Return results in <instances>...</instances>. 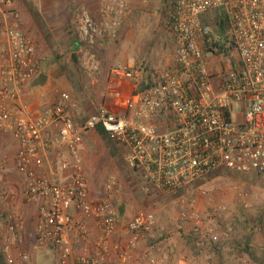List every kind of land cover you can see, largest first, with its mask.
I'll return each instance as SVG.
<instances>
[{
	"label": "built area",
	"instance_id": "2783aa9c",
	"mask_svg": "<svg viewBox=\"0 0 264 264\" xmlns=\"http://www.w3.org/2000/svg\"><path fill=\"white\" fill-rule=\"evenodd\" d=\"M212 12L225 18L228 36L215 46L210 28L203 23ZM131 13L129 0H99L97 19L81 18L78 37L91 46L101 43L115 36ZM168 26L174 59L159 73L152 72L155 84L137 92L146 67L113 66L109 75L133 87L129 99L122 100L125 114L99 105L76 124L72 113L77 104L66 93L39 115L20 105L24 88L36 76V46L22 29L13 1L0 0V130L9 131L17 143L14 165L24 178L19 195L0 183V203L11 205L19 199L37 207L32 251L51 246L56 264H126L144 240L154 239L156 232L167 233L155 214L145 209L121 227L113 206L119 181L113 175L104 180V197L90 198L79 151L89 131L101 129L124 148L123 160L144 196L175 198L177 230L198 249L215 246L218 236L220 244H226L230 230L219 231L203 215L199 199L210 204V197L201 190L189 193L188 188L221 170L264 177V0H174ZM224 47L237 54L227 71L207 59ZM83 69L92 82L97 80L100 65L94 56ZM113 97L119 99L120 92L116 90ZM50 128L56 129V144L71 160L60 163V169L73 170L71 182L65 185L49 180L42 170L37 146L46 144ZM232 191L243 209H250L256 200L236 186ZM209 207L215 211L212 204ZM82 220L94 224L97 236L91 243H87L91 230ZM17 228L18 216H9L0 235L5 264L28 259L19 250L22 240L14 237ZM255 231H264V223ZM121 232L125 239L113 242ZM77 239L85 244L74 252ZM172 250L160 256L147 254L144 264H168L170 257L175 264H207Z\"/></svg>",
	"mask_w": 264,
	"mask_h": 264
},
{
	"label": "rangeland",
	"instance_id": "374dc122",
	"mask_svg": "<svg viewBox=\"0 0 264 264\" xmlns=\"http://www.w3.org/2000/svg\"><path fill=\"white\" fill-rule=\"evenodd\" d=\"M173 2L174 0H148L145 6L148 16L145 23H142L144 30L140 32L141 27H139L127 33V31H121L120 29L116 36L106 37L101 43H95L93 47L96 46L97 48H92L93 52L90 56L95 58L97 51L101 49L102 43L109 42L111 46L118 45L114 50L116 52L114 57L118 59L122 55L126 56L131 62L129 66L143 65L147 62H153L155 65L157 63L158 65L166 60H171L174 58V44L168 20ZM23 4L29 14L17 10L19 22L26 25L29 38L34 42L36 41L37 71H40L41 75L50 76V89L55 96H60L62 92L67 93L77 104L72 113L74 114L75 110L78 109L76 116H79V118L76 120L84 119L89 115V112L84 111L85 103H87L89 109L91 108V112L97 106V102L101 103L100 101H102L104 103L106 99L105 92L110 91V89L100 88L101 66L99 74L95 76L97 80L92 82L86 76L84 69L78 66L77 62L72 61V50L69 48V44L64 42L65 37L69 36V34L64 35L65 31L66 29L70 30L71 26L68 22L60 24V22L67 19L63 11L54 12L50 9L45 11V7L40 5L39 0H23ZM36 4L37 7L35 8ZM38 11L42 13V17L40 14L38 15ZM154 12L156 15L153 16ZM215 17H217L215 12L205 16V21L210 24L208 27L212 35H215L217 30L213 26ZM78 25L79 20H76L73 25L74 31L77 38L83 42L78 37ZM46 27H49L48 29L55 37V41L50 39V35L47 37L44 35L46 42L41 44L38 36L41 31L47 29ZM70 31L72 32V30ZM119 32L121 34H118ZM222 32L225 33V29ZM74 56L77 58L78 55L74 54ZM207 59L213 65H222L224 71H227L230 64H235L237 54L234 50L225 49L224 47L223 51L209 55ZM56 73L59 76H55ZM93 133L95 132L89 131L83 135L82 148L84 150H81L80 147V158L84 167L85 181L90 198L97 200L104 197V180L108 175H113L119 181V192L114 195L113 206L118 212L121 227L123 228L138 210L145 209L152 211L158 224L166 228V234L156 232L152 243L142 242L134 256L126 264H144L145 256L150 253L154 256L161 255V249L163 246L167 247L166 243L171 244L168 243L169 239L173 238L175 234L177 238L184 241L182 245L184 250L182 249L178 253L185 252L187 257L207 264H264V231H255L256 226H261L264 223V177L256 174L245 175L221 170L218 173L209 175L197 185L188 188L189 193L196 190L205 192L212 200L210 204H212V208H215V211L209 207L210 204H207L206 198H202L199 199V205L203 215H208L219 231L223 229L230 230V240L226 244H220L221 240L218 236V243L215 246H211L209 249H198L177 230L175 198L158 194L150 198L144 196L139 190V184L123 160L124 148L114 144L111 139H102L97 134L91 136L90 134ZM234 186L246 191L252 198L256 199L250 209H243L238 205L232 191ZM124 196L129 197L127 202L123 200ZM115 237L113 242L119 243L124 240L123 232ZM243 237H246L243 241L248 242L247 247L250 252L247 253L254 255L253 260L234 247V242H240ZM163 239L166 240V243L161 242ZM33 244L34 241L30 246V250H26L30 254ZM173 244L175 246L172 245L171 248L176 251L178 240ZM42 250H37V253H42L40 256L44 254ZM162 252L166 251L162 249ZM40 256L39 259L36 258L37 261L33 258V262L27 260L23 264H42ZM168 264H175V259L173 257L168 258Z\"/></svg>",
	"mask_w": 264,
	"mask_h": 264
},
{
	"label": "crops",
	"instance_id": "0c3cea01",
	"mask_svg": "<svg viewBox=\"0 0 264 264\" xmlns=\"http://www.w3.org/2000/svg\"><path fill=\"white\" fill-rule=\"evenodd\" d=\"M12 1H13L14 9L22 11V13L29 14L25 8V5L23 4V0H12ZM98 1L99 0H39L40 5L45 7L44 9L45 11H49V9L53 10L54 12L63 11L64 16L67 19L60 22V24H64V22L65 23L68 22V24L71 26L70 30H72L71 32L69 29H66L64 35L66 36L69 34V36L65 37L64 42L65 44L66 43L69 44V48L72 50V56H74V54L78 55L76 58V62H77V65L80 66L81 68L87 65V61L90 57V54L93 52L92 48H97V47L96 46L93 47V45L91 47L90 45L86 44L84 41L81 42V40L77 38L73 25L76 22V20H81V18H84V17L89 18L91 20H96ZM147 1L148 0H129L132 13L130 15V19L125 22L126 23L125 25H123L124 27L122 26L121 31L125 30L128 33V32H131L134 28H139V27H141L139 29L140 32L144 30L143 29L144 25H142V23H145L146 17L148 16L147 10H145ZM34 7L36 8L37 4ZM39 14L42 17V13L38 11V15ZM154 15H156L155 12L153 13V16ZM42 21L44 22V20ZM21 26L24 32L28 35V32H27L28 29L26 25L21 24ZM46 28H47L45 29L46 31L45 30L41 31L38 36V38L40 39L39 42L41 44L46 42L45 36L47 37L49 35L51 36L50 39L55 41V37L52 35V33L48 29L49 27H46ZM118 34H121V33L119 32ZM123 35L125 36L124 32H123ZM34 43L36 46V41ZM117 46L118 45L111 46V43L105 42V43H102L101 49L97 51L96 53L95 58L100 63V66H101L100 88L110 89V91L105 92L106 99L104 103H102V101H100L102 104L97 102L98 103L97 106L104 105L110 108L116 114L124 115L125 109L123 107L122 102L124 100L129 99V97L131 96V93L133 92V87L131 86V84H129V82H123V81L118 82L114 80L109 75V70L115 65H118V64L130 65L131 62H130V59H128L124 55H122L118 59L114 57V55L116 54L114 50ZM173 59L174 58L168 61L166 60L163 63H160L158 65L157 63L155 65L153 62L143 63V65L146 67L147 73L149 72L159 73L164 67L172 64ZM35 60H36V76L34 80L28 86L24 88L21 94L19 103L21 106L25 108V110L29 114L39 115V114L46 112L51 107H53V105H55L59 96H55L53 91L50 89L51 78L49 75L45 76L46 80H45V84L43 87L37 86V79L39 78L41 73L40 71H37L38 62H37L36 57H35ZM54 75L59 76V74L57 73ZM116 90L120 92L119 99H116L113 97L114 92ZM116 104L118 106H116ZM85 105L86 106L84 107V111L89 112V114H91L94 109L90 112L91 108L90 109L88 108L87 103H85ZM77 111L78 109L75 110L73 114V121L76 124H79L87 116L84 117V119L82 120L80 119L79 121H77L76 119L79 118V116H76V113H78ZM47 133H48V141L46 142V144L44 145L38 144L37 146V151L40 155V160L42 163L43 173L46 176V178L52 181H56L60 185L68 184L72 180V172H73L72 167H68L67 169L62 170L60 169V163L66 162L67 164H69L71 160L63 152V150H61L56 144V139H57L56 129L50 128L48 129ZM95 134L96 132L90 135L93 136ZM80 147H81V150H84L81 144L79 146V151H80ZM17 149H18V145L15 141L11 139L10 132L6 130L5 131L0 130V183L3 184L5 187H8L15 194L19 195L22 185H23L24 178L21 174L17 172L15 165H14L16 154H17ZM123 200L127 202L129 200V197L124 196ZM119 210L122 211L121 208H119ZM11 215H16L18 216V219H19V228H17L15 232V236H14L15 239L19 237L22 240V244L21 246H19V250L23 252H25L26 250H30V246L32 242L34 241L35 226H36V220H37V207L27 206L21 203L19 199L11 205H6V204L4 205L0 203V235L5 232L6 223L8 222V217ZM82 221L86 222V224L89 226L91 230V235L89 236V239L87 241V243H91L92 241L96 239V236H97L94 224L91 221H85V220H82ZM177 240H178V246L175 251V249L171 248V246L174 245L173 242H177ZM183 242L184 241H182L181 238H177L175 234L173 238L169 239L168 243H171V244L168 245L165 240L167 247L163 246V250L166 252H161V255L167 254L169 250H172V249H173L172 251H175L176 254L178 255V252L183 249L182 247ZM84 244L85 242L80 239L74 240L73 241L74 252H79ZM15 246H16L15 241H12V247H11L12 254L16 257V252L14 251ZM37 252L38 251H32V250H31V254L27 252L28 262L30 261L33 262V258L35 259V261H37L36 258L39 259V256L42 253L41 252L37 253ZM42 252H44V254L40 256L42 260L41 262L42 264H56L57 263V257L56 255H54V251L51 246H47L43 248ZM135 253L136 251L133 253V256ZM157 256H160V255L157 254Z\"/></svg>",
	"mask_w": 264,
	"mask_h": 264
},
{
	"label": "trees",
	"instance_id": "16d2710c",
	"mask_svg": "<svg viewBox=\"0 0 264 264\" xmlns=\"http://www.w3.org/2000/svg\"><path fill=\"white\" fill-rule=\"evenodd\" d=\"M217 14V17H215V19L213 20V26L217 29L216 30V34L212 35V38H213V41L215 42L214 46L217 45V43L219 41H227L228 39V36H227V28H226V21H225V18L220 15L218 12H215ZM203 23L204 25L208 26L210 24H208L206 21H205V17L203 18ZM225 29V33L222 32V30ZM72 61L73 62H76V58L74 56H72ZM156 82V80L154 79V75L152 72H149L147 73L144 78L142 79V81L140 82V84L138 85L137 87V92H141L145 89H147L148 87L154 85ZM96 134L99 135L102 139H106V140H109L111 139L103 130L101 129H97L96 130ZM219 171H215L209 175H212L214 173H218ZM229 172H232V171H229ZM208 175V176H209ZM206 176V177H208ZM206 177H204L203 179H205ZM202 179V180H203ZM202 180L194 183V185H197L198 183H200ZM246 237H243L242 240H240V242H234V247H236L238 250H241L248 258H250L251 260H253V254L252 253H247V252H250L249 248L247 247L248 245V242L246 241H243L245 240ZM154 240L152 239H146L143 241V243H148V242H153ZM1 246H2V240L0 239V264H5L4 263V260H3V256H2V252H1ZM250 257H249V256ZM102 264H115V263H102Z\"/></svg>",
	"mask_w": 264,
	"mask_h": 264
},
{
	"label": "water",
	"instance_id": "95a60500",
	"mask_svg": "<svg viewBox=\"0 0 264 264\" xmlns=\"http://www.w3.org/2000/svg\"><path fill=\"white\" fill-rule=\"evenodd\" d=\"M46 77L44 75H40L39 78L37 79V86L38 87H43L45 84Z\"/></svg>",
	"mask_w": 264,
	"mask_h": 264
}]
</instances>
